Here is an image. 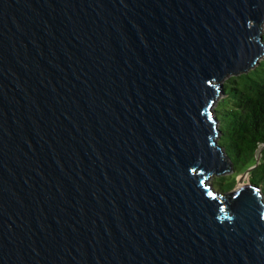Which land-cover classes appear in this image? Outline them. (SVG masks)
Segmentation results:
<instances>
[{"label": "water", "instance_id": "1", "mask_svg": "<svg viewBox=\"0 0 264 264\" xmlns=\"http://www.w3.org/2000/svg\"><path fill=\"white\" fill-rule=\"evenodd\" d=\"M263 32L264 0H0V264H264L261 188L209 183Z\"/></svg>", "mask_w": 264, "mask_h": 264}, {"label": "trees", "instance_id": "2", "mask_svg": "<svg viewBox=\"0 0 264 264\" xmlns=\"http://www.w3.org/2000/svg\"><path fill=\"white\" fill-rule=\"evenodd\" d=\"M262 37L264 41V32ZM223 96L216 112L220 108L222 114V119L217 115L219 145L232 163L230 173L236 172L231 189L236 187V178L256 166L260 158L249 173V181L261 188L264 197V59L248 73L228 78Z\"/></svg>", "mask_w": 264, "mask_h": 264}, {"label": "rangeland", "instance_id": "3", "mask_svg": "<svg viewBox=\"0 0 264 264\" xmlns=\"http://www.w3.org/2000/svg\"><path fill=\"white\" fill-rule=\"evenodd\" d=\"M223 98H224V96H221V98H219V100L217 102V106H218L219 101L221 99H223ZM217 106H216V108H217ZM216 108H215V110H216ZM217 110H218L217 111V115L219 116L220 119H222V114L220 112V108L217 109ZM259 157H260V155H259ZM234 175H236V172L228 173L226 175H222V176H218V177L217 176H213L211 179H209V182H210V184L213 185L214 188L215 187L217 188L216 190L218 192L229 193V192H232L235 189V187L233 189H231L233 187L232 183H233V180H234V177H235ZM216 179H218V182L216 183V185H214ZM249 180H250L249 174L246 173V174L240 175V176H238L236 178V181H237L236 182V186L237 185H241V184L242 185H248V184H250ZM218 184H222V186L218 185ZM221 189H224V190H221Z\"/></svg>", "mask_w": 264, "mask_h": 264}, {"label": "bare ground", "instance_id": "4", "mask_svg": "<svg viewBox=\"0 0 264 264\" xmlns=\"http://www.w3.org/2000/svg\"><path fill=\"white\" fill-rule=\"evenodd\" d=\"M210 183V182H209Z\"/></svg>", "mask_w": 264, "mask_h": 264}]
</instances>
